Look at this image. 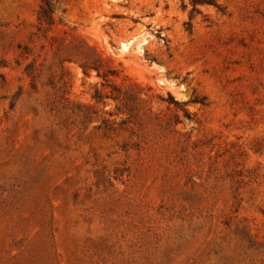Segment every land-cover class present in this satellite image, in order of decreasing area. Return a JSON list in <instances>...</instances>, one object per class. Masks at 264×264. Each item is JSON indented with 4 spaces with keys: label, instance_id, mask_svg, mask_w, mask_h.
Returning <instances> with one entry per match:
<instances>
[{
    "label": "rangeland",
    "instance_id": "rangeland-1",
    "mask_svg": "<svg viewBox=\"0 0 264 264\" xmlns=\"http://www.w3.org/2000/svg\"><path fill=\"white\" fill-rule=\"evenodd\" d=\"M58 2L0 0V264H264V0Z\"/></svg>",
    "mask_w": 264,
    "mask_h": 264
},
{
    "label": "trees",
    "instance_id": "trees-1",
    "mask_svg": "<svg viewBox=\"0 0 264 264\" xmlns=\"http://www.w3.org/2000/svg\"><path fill=\"white\" fill-rule=\"evenodd\" d=\"M40 10L38 14V22L41 29L52 30L57 22V15L59 13L58 0H39ZM84 73L88 74V68L84 67Z\"/></svg>",
    "mask_w": 264,
    "mask_h": 264
},
{
    "label": "bare ground",
    "instance_id": "bare-ground-1",
    "mask_svg": "<svg viewBox=\"0 0 264 264\" xmlns=\"http://www.w3.org/2000/svg\"><path fill=\"white\" fill-rule=\"evenodd\" d=\"M133 42V41H132ZM129 45H131V41L128 44H124V48H127ZM127 50V49H126Z\"/></svg>",
    "mask_w": 264,
    "mask_h": 264
}]
</instances>
